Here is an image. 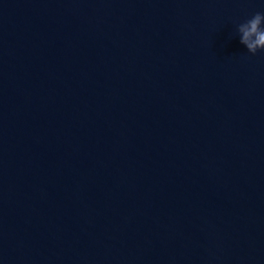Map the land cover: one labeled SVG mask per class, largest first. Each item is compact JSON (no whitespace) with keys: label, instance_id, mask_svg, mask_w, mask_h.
Here are the masks:
<instances>
[{"label":"water","instance_id":"1","mask_svg":"<svg viewBox=\"0 0 264 264\" xmlns=\"http://www.w3.org/2000/svg\"><path fill=\"white\" fill-rule=\"evenodd\" d=\"M264 0H0V264H264Z\"/></svg>","mask_w":264,"mask_h":264},{"label":"clouds","instance_id":"2","mask_svg":"<svg viewBox=\"0 0 264 264\" xmlns=\"http://www.w3.org/2000/svg\"><path fill=\"white\" fill-rule=\"evenodd\" d=\"M239 42L253 55L264 50V13L256 12L250 19L237 25Z\"/></svg>","mask_w":264,"mask_h":264}]
</instances>
